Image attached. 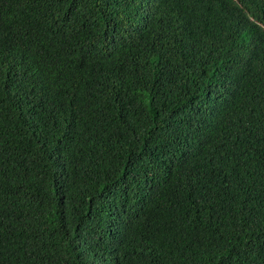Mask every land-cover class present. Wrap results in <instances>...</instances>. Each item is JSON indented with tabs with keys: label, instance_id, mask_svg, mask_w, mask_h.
<instances>
[{
	"label": "trees",
	"instance_id": "obj_1",
	"mask_svg": "<svg viewBox=\"0 0 264 264\" xmlns=\"http://www.w3.org/2000/svg\"><path fill=\"white\" fill-rule=\"evenodd\" d=\"M0 264H264V0H0Z\"/></svg>",
	"mask_w": 264,
	"mask_h": 264
}]
</instances>
